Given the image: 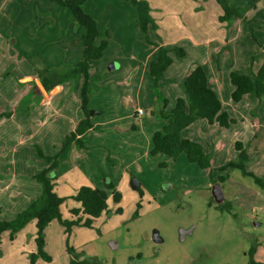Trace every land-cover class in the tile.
Here are the masks:
<instances>
[{
	"label": "crops",
	"instance_id": "1",
	"mask_svg": "<svg viewBox=\"0 0 264 264\" xmlns=\"http://www.w3.org/2000/svg\"><path fill=\"white\" fill-rule=\"evenodd\" d=\"M95 1V8H83L95 19L98 29H104L108 34L102 56L92 63L90 69L91 78L96 80L90 83L92 92L87 108L97 110V113L90 115L92 127L82 135L84 147L79 148L70 142L58 152L56 166L51 172L57 195L69 197L84 185L104 188L110 182L117 191L120 184L126 186L127 170L135 174L136 170H141L143 161H150L152 135L162 130L166 123L160 115L158 118L151 116L159 112L168 113L178 99L185 98L181 83L198 65L204 69L208 85L219 98L222 109L234 122L221 127L197 118L181 130L182 137L198 142L203 151L210 154L211 167L215 168L235 157L232 141L246 140L252 128L257 129L255 143H259L258 133L263 132L261 116L256 119L253 114H259L256 109L261 101L245 96L234 102L230 96L233 85L229 73L248 65L246 49L259 51L247 35L242 47L236 42L242 29L240 19L235 30L230 28L225 32L221 23L217 26L216 35L209 37L208 0H146L155 24L154 29H148L149 38L158 39L160 44L168 47L179 46L185 51L182 58L173 59L163 72V78L156 83L162 93V102L157 106L154 79L148 70L157 47L145 41L136 21L135 8L128 1L114 3L111 0L108 8L104 0ZM55 14L61 16L60 13ZM53 20L51 28L58 26V29L47 30L50 36L45 41V53L41 54L43 65L48 69L78 62L83 48L77 40L78 27L73 26L74 20L68 18L66 25L55 18ZM261 45L264 46V42ZM222 49L227 52L223 53ZM187 55H191V59ZM15 63L12 65L14 68ZM28 65L24 66V71L14 74L11 80L0 79V101L6 98V107L2 108L8 109V115L0 118V164L7 162L10 171L9 180L5 179L4 185L0 184V201L9 195L11 203L14 201L17 205L14 214L23 210L41 191V185L33 175L48 163L42 157L36 159L32 148L38 146L44 155L51 156L80 120L79 87L74 86L72 80H67L46 91L36 77L34 67ZM142 107L144 112L138 114L137 109ZM246 152L251 155L248 149ZM166 157L158 154L151 163L167 161ZM175 159L178 162L187 160L183 152ZM4 170L0 166V178ZM8 190H12L11 197L6 193ZM74 207H79V203L66 199L60 205V211H65L64 214L62 212L63 217L70 218L69 209Z\"/></svg>",
	"mask_w": 264,
	"mask_h": 264
},
{
	"label": "rangeland",
	"instance_id": "2",
	"mask_svg": "<svg viewBox=\"0 0 264 264\" xmlns=\"http://www.w3.org/2000/svg\"><path fill=\"white\" fill-rule=\"evenodd\" d=\"M86 1L83 3L85 9L96 7L95 0ZM110 1L104 0L107 8L111 4ZM112 1L118 2V0ZM226 2L232 7L241 8L245 19L219 21L218 17L222 15L220 5L216 0H208L207 10L210 18H208L207 35L209 37L216 35L217 26L221 23L225 32L230 31V28L235 30L237 20L240 19L242 29L239 41L236 42L242 47L244 36L247 35L259 50L249 52L246 49V53L249 54L248 65L242 70L249 66L251 56L254 57V69L263 59L260 45L264 42V17L259 15L260 11L264 10V0H226ZM53 13H60L61 16ZM53 18L65 25L68 18L74 20L68 9L54 4L51 0H0L1 80L4 78L11 80L19 70L24 71V66L29 67L30 64L33 67L34 58L42 57L41 54L45 53V41L50 36L47 30L58 29V26L51 28L54 23ZM73 22V26L76 25L75 21ZM214 22L216 26L213 27ZM223 50V53L227 52ZM191 55L194 57L195 53ZM190 56L187 55V58L191 59ZM14 62H16L15 68ZM153 89L162 96L159 86ZM6 102V98L0 101V118L8 115V109L2 108L6 107ZM263 103L261 101L256 109L259 114L253 116L256 119L261 116L260 123L264 132ZM158 104L156 102L157 106ZM4 110L6 112H2ZM151 117L158 118L155 113ZM251 132L247 138L249 141L247 139L242 140L243 143L239 141L245 151L248 149L251 154L248 156L246 152L248 159L245 162V169L249 164L247 169L254 171L264 180V133L262 131L258 133L257 144L255 143L257 129L252 128ZM236 141L238 140H233L231 143L232 150L236 154L230 161L237 160L238 151L234 146ZM19 148L23 150L21 146ZM33 148V156L38 159L35 147ZM10 149L8 148V151ZM58 150L55 153H58ZM209 151L211 152L212 148ZM148 157L150 161L148 160V163L143 161L141 170H136L137 173L132 174L127 170L128 181L126 186L121 184L119 186L121 199L118 202L112 201L110 190H107L108 213H103L94 219L91 227H72L68 245L74 248L79 259L93 264H96L95 262L100 264H249V249L254 247L252 260L264 264V188L255 184L250 176L244 175L237 167L229 166L219 170L218 166L206 170L186 159L184 162H178L177 159L169 160L168 157H166L168 160L164 161L167 162L166 166H159L161 160L151 163L156 155ZM6 164L7 162L0 164L6 170L0 178L1 185H4L5 179L10 178L9 166ZM219 175L225 177L223 182L218 181L225 198L223 207L213 201L210 192L213 180ZM131 177L139 181L141 193L128 185ZM16 191L14 190L15 193ZM6 193L11 197L12 190ZM11 200L8 195L0 201V221L14 217L17 205H14V201L11 203ZM117 208H120L119 212L116 211ZM62 212L65 213L64 210L61 214ZM190 226H193L192 232L180 240L178 230ZM153 229L158 230L163 239L161 243L152 241ZM64 234V227L56 219L49 223L44 229L42 248L49 260L36 255L33 264H69L71 254L66 249ZM35 238V219L18 228L12 238L10 230L5 229L0 239V264H32V254L38 253ZM111 240L116 242V247L110 248L108 242Z\"/></svg>",
	"mask_w": 264,
	"mask_h": 264
},
{
	"label": "trees",
	"instance_id": "3",
	"mask_svg": "<svg viewBox=\"0 0 264 264\" xmlns=\"http://www.w3.org/2000/svg\"><path fill=\"white\" fill-rule=\"evenodd\" d=\"M56 5H61L68 9L72 14L75 24L78 27L77 40L82 43V53L80 60L74 64H63L59 67L48 69L43 65L40 57L34 58V72L42 87L48 91L55 85L64 81L72 80L74 86L80 89V120L76 128L67 134L59 147L58 152L62 151L70 142H74L78 147H84L85 141L82 137L87 128L92 124L89 120V109L87 108L89 95L92 91L90 69L92 63L98 60L107 46V31L99 30L95 19L83 10V3L86 0H51ZM129 1L135 8L136 21L144 34L145 41L148 44L157 47L150 60L148 70L156 83L163 78V72L170 65L174 58L180 59L185 55L183 48L179 46H165L160 44L159 40H151L148 35V29L155 28V24L149 14V5L146 0H119ZM222 9V15L218 17L219 21H232L233 18L245 19L242 16L241 8L230 6L226 0H216ZM262 11V12H261ZM260 11V17H264V10ZM258 16V17H259ZM262 47L263 59L257 70L253 69L254 57L251 56L249 66L244 70H233L229 73L230 83L233 85L231 99L238 102L245 96L255 97L264 102V46ZM81 80V82H79ZM182 88L185 95L184 99H178L168 113L156 114L162 116L166 123L162 130L153 133L151 138V147L149 155H166L169 160H175L176 156L183 152L188 162L195 163L199 168L211 169L210 154L203 151L202 146L195 141L182 137L181 130L191 124L197 118L205 119L209 124L216 123L221 127H228L234 122L226 111L221 107V103L216 93L209 87L204 69L198 65L195 66L182 81ZM157 102H162L159 92L156 91ZM238 151L237 160L228 161L221 166L219 170L226 167H237L244 175L250 176L254 183L264 188V180L245 169L247 154L242 143L236 141L234 144ZM36 155L43 157L48 163L47 166L40 168L33 177L40 183V193L32 199L29 204L20 212L16 213L10 220L0 221V239L1 233L5 229L10 230L12 238L14 232L26 224L29 220L35 219L36 226V244L37 254H32L31 263L36 255L45 260H49L44 252V229L49 223L56 219L63 227L65 233L66 249L71 254L69 264H93L90 261L79 259L74 252V248L68 245V238L72 227L84 226L91 227L94 219L102 213H108V189L110 190L113 202L121 199V194L114 188L110 182L106 183L104 188L81 186L75 194L69 196L79 203V207L69 209L70 218H64L60 211V205L69 197L59 196L54 191V178L51 172L56 166L57 155H44L38 146H35ZM167 162L159 163V166H166ZM225 177L219 175L215 181L223 182ZM139 190V186L135 188ZM225 204V203H224ZM223 204V205H224ZM220 206V207H223ZM117 212L120 208L116 209ZM1 241V240H0ZM254 247L249 249V264H261L252 260ZM138 257V256H137ZM96 264H100L95 262Z\"/></svg>",
	"mask_w": 264,
	"mask_h": 264
},
{
	"label": "water",
	"instance_id": "4",
	"mask_svg": "<svg viewBox=\"0 0 264 264\" xmlns=\"http://www.w3.org/2000/svg\"><path fill=\"white\" fill-rule=\"evenodd\" d=\"M32 85L36 86V88H38V85L35 82H32ZM31 91H33L32 88H31ZM95 113H97V111L89 110V115H93ZM129 184H130L131 188L135 189L136 187L139 186V181L135 177H131L129 180ZM210 192H211V197H212L213 201L218 206H221L224 204L225 198H224L223 190H222L221 185L218 181L214 182L210 186ZM192 229H193V226H190L186 229L180 228L178 230L179 239L182 240L186 234H190L192 232ZM151 239L154 243H161L163 241L158 230H155V229H153L151 232ZM108 244H109L110 248L116 247V242L113 240L109 241Z\"/></svg>",
	"mask_w": 264,
	"mask_h": 264
},
{
	"label": "built area",
	"instance_id": "5",
	"mask_svg": "<svg viewBox=\"0 0 264 264\" xmlns=\"http://www.w3.org/2000/svg\"><path fill=\"white\" fill-rule=\"evenodd\" d=\"M143 112H144V111H143L142 108H138V109H137V113H138V114H142Z\"/></svg>",
	"mask_w": 264,
	"mask_h": 264
}]
</instances>
